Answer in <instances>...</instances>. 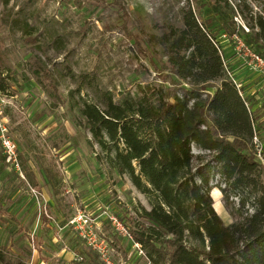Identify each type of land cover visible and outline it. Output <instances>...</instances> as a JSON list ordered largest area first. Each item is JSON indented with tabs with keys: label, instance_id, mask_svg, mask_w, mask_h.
Segmentation results:
<instances>
[{
	"label": "rangeland",
	"instance_id": "rangeland-1",
	"mask_svg": "<svg viewBox=\"0 0 264 264\" xmlns=\"http://www.w3.org/2000/svg\"><path fill=\"white\" fill-rule=\"evenodd\" d=\"M187 1L196 11L195 0H0V61L18 82L13 95L0 92V125L20 164L19 171L6 165L0 150V264H148L118 221L136 217V205L149 209L145 198L96 160L99 149L89 146L91 136L75 125L66 101L78 87L88 100L94 89L111 91L117 100L136 94L138 86L177 88L162 49L149 40L163 26L178 25L177 12ZM246 5L235 18L245 29L250 10L264 15V0ZM23 18L36 42L24 37L21 24L11 25ZM222 45L235 82L263 101L264 77L241 62L235 43ZM37 60L53 75L43 76L42 86L32 73ZM260 114L264 124V109ZM260 140L264 153V133ZM192 152L204 162L211 156L195 147ZM216 190L210 192L213 208L228 225L235 219Z\"/></svg>",
	"mask_w": 264,
	"mask_h": 264
},
{
	"label": "trees",
	"instance_id": "trees-1",
	"mask_svg": "<svg viewBox=\"0 0 264 264\" xmlns=\"http://www.w3.org/2000/svg\"><path fill=\"white\" fill-rule=\"evenodd\" d=\"M195 2L198 12L187 1L177 12L178 25L163 26L149 40L162 49L177 88L138 86L136 94L117 100L111 91L94 89L88 100L78 87L67 109L91 136L89 146L99 149L96 160L145 198L149 209L136 205V217L118 221L148 264H264V164L251 145L255 125L260 138L264 133L258 123L264 98L259 102L237 86L220 40L238 34L264 58V15L250 10L245 29L235 18L246 0ZM20 24L24 37L36 42L26 18L11 22ZM52 44L58 52L59 39ZM37 62L32 73L42 86V77L53 75ZM17 84L0 61V92L13 95ZM193 147L209 153V161ZM213 187L235 219L228 225L213 208Z\"/></svg>",
	"mask_w": 264,
	"mask_h": 264
},
{
	"label": "built area",
	"instance_id": "built-area-1",
	"mask_svg": "<svg viewBox=\"0 0 264 264\" xmlns=\"http://www.w3.org/2000/svg\"><path fill=\"white\" fill-rule=\"evenodd\" d=\"M220 40L226 43H229L230 41L235 43L237 51L239 52L238 55L241 59V62L249 69L259 72L264 77V58L259 56L254 50L247 46L244 41L238 39L236 34H233L231 36L222 35L220 37ZM237 86L239 87V85ZM5 131V128L0 125V150L4 158V162L6 165L12 167L16 171H19L20 164L18 160V152L16 145L5 134ZM251 145L256 160L264 164L263 144L256 131H254L253 133ZM136 246L139 247V245Z\"/></svg>",
	"mask_w": 264,
	"mask_h": 264
},
{
	"label": "bare ground",
	"instance_id": "bare-ground-1",
	"mask_svg": "<svg viewBox=\"0 0 264 264\" xmlns=\"http://www.w3.org/2000/svg\"><path fill=\"white\" fill-rule=\"evenodd\" d=\"M216 192H219L218 190H216ZM214 194V193H213ZM216 194V193H215ZM217 195H219V194H217ZM218 202V201H217Z\"/></svg>",
	"mask_w": 264,
	"mask_h": 264
}]
</instances>
